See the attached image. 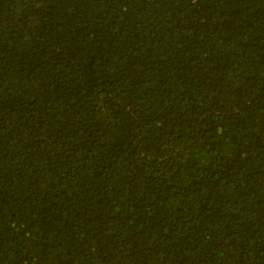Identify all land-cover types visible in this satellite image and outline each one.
I'll return each instance as SVG.
<instances>
[{"label": "trees", "instance_id": "trees-1", "mask_svg": "<svg viewBox=\"0 0 264 264\" xmlns=\"http://www.w3.org/2000/svg\"><path fill=\"white\" fill-rule=\"evenodd\" d=\"M0 264H264V0H0Z\"/></svg>", "mask_w": 264, "mask_h": 264}]
</instances>
